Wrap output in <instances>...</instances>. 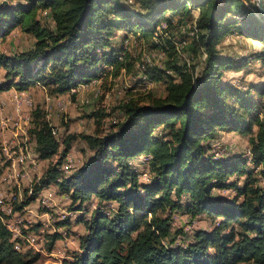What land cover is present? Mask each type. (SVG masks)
I'll use <instances>...</instances> for the list:
<instances>
[{
	"label": "trees",
	"instance_id": "trees-1",
	"mask_svg": "<svg viewBox=\"0 0 264 264\" xmlns=\"http://www.w3.org/2000/svg\"><path fill=\"white\" fill-rule=\"evenodd\" d=\"M134 2L137 9L124 0L0 4V38L16 27L35 38L27 50L13 56L0 54V67L8 78L0 91L41 83L50 94H62L97 77L103 65L112 66L116 75L125 65L119 60L122 47L110 46L114 32L138 28L151 37L160 21L171 27L166 11L187 16L197 10L196 33L186 48L188 54L205 53L199 70L195 64L179 61L174 52L160 67L146 65L148 80L167 81L165 96H150L145 104L130 101L123 106L124 117L115 123L116 130L103 136L85 135L93 151L91 160L58 182L59 166L70 149L71 137L67 138L59 161L48 166L43 183L22 203L29 204L39 188L51 182L68 192L73 204L78 202L76 211H82L83 202L92 196L99 200L91 219L84 222L87 231L79 238L78 252L64 264H264V186L247 173L248 160L243 155L215 158L204 144L219 129L250 135V162L261 167L264 181V120L258 114L241 112L255 109L260 101L220 82L222 69L239 68L242 63L217 50L218 43L232 33L264 42L263 18L255 5L256 12L241 0ZM38 9L50 13L52 28L37 19ZM257 58L264 60V50ZM256 91L262 96L264 87ZM34 122L38 158L49 160L59 143L47 120ZM163 128L167 136L152 135L156 129L162 134ZM144 154L150 156L147 164L154 174L147 182L139 180V172L128 161ZM244 173L241 186L229 179ZM235 186L236 198L229 203L212 196L215 188ZM182 196L187 197L184 204ZM166 207L191 217L207 213L220 220L211 231H198L192 242L171 247L165 243L170 216L159 213ZM57 237V233L51 236L48 250ZM24 257L13 249L10 234L0 222V264H26Z\"/></svg>",
	"mask_w": 264,
	"mask_h": 264
},
{
	"label": "rangeland",
	"instance_id": "rangeland-1",
	"mask_svg": "<svg viewBox=\"0 0 264 264\" xmlns=\"http://www.w3.org/2000/svg\"><path fill=\"white\" fill-rule=\"evenodd\" d=\"M127 4H130L133 9H137L135 0H124ZM219 1V0H218ZM246 4L247 7L254 9L256 6V0H241ZM5 2L15 6L17 4L27 5L31 3V0H0V4ZM48 12V11H47ZM197 10H192L190 15H183L181 11L172 13L171 11L165 12V17L171 21V27H168L165 21H160L155 27L154 33L151 37H146L142 32L137 30L130 31H115L114 35L110 39V46L119 49L120 51L119 60L124 63L116 75H114V69L110 65H103L102 78L98 85L94 86L99 88L100 93L97 97H93L95 88L81 91L76 97L75 96H61L63 99H67L70 102L67 106L58 111L56 105H53L54 113L48 118L45 116L44 107L51 99L54 94L51 95L47 88L44 86V93L39 90L29 91L32 93L33 105L26 112L30 113L31 120H48L51 125L57 129L56 140L59 143V148L56 154H54L49 160L43 161L37 158L38 165L37 169L30 174V180L22 182L21 186V197L14 204L16 209L22 210L23 201L28 198L32 189L39 187L43 183L45 172L51 164L55 165L59 161L61 152L64 149V141L70 138V149L67 152V156L72 159V170L69 173L63 174L69 176L73 174L83 164L88 163L92 156L93 151L88 146L85 135H98L103 136L116 130L118 125L113 123V118L117 116L118 110H123L124 104L133 101L138 104H145L149 101L150 96L163 97L166 93L167 81L161 80L159 82H152L148 85L141 78L140 68L143 62L147 58V66L153 68V66H162L164 62L170 58L169 53L174 52L178 56L179 61H185V58L189 59V64H195L196 70L200 69V66L204 62L205 53L188 54L187 44L189 43L190 30L194 26L195 17ZM229 16V15H228ZM239 17V15H236ZM171 17V18H169ZM37 19L43 25L53 27L50 13H45L44 10L38 9ZM165 27H164V26ZM123 38V36H125ZM126 39V42H124ZM186 40V44L181 46V42ZM35 38L33 35L23 31L21 28L16 27L10 31L7 35L0 38V54L13 56L21 51L27 50L32 47ZM164 50L165 55L163 58L158 56H151L153 52ZM219 55L229 57L235 60L238 64L242 63L239 68H231L229 70L222 69L220 82L224 84H230L248 92V98H255L260 102L255 106L256 108L245 112L246 116L250 114H258L264 120V94L260 96L256 91L257 87H264V60L257 58L259 52L264 50V42L257 41L251 38L232 33L224 37L217 45ZM93 79V78H92ZM8 78L5 77V69L0 67V85L7 82ZM41 83H35L38 85ZM11 89L14 87H10ZM9 88V89H10ZM42 88V90H43ZM3 92V91H2ZM0 93L1 100L7 101L9 93ZM83 97V99L81 98ZM78 99V100H77ZM88 102H81L79 100H86ZM66 100V101H67ZM231 102V100H230ZM232 103V102H231ZM74 110L75 117H71L70 113ZM15 111L11 106L4 105L2 110V116H12ZM54 116V119H53ZM2 117V118H3ZM123 119H121L122 121ZM120 121V122H121ZM32 123L29 127L28 142L26 144L28 151L31 154L34 152L35 138L31 134ZM162 128V127H160ZM253 134L256 132V126L253 127ZM162 134H159V129L153 130V136L164 135L167 136V129H161ZM26 134V135H27ZM8 137L11 136L9 132L6 134ZM21 135L17 136L21 138ZM250 135H244L238 131L216 130L213 137L209 138L204 142L205 145H209V154H212L214 145H217V151L223 154L222 157H236L242 156L247 148H249ZM24 138H21V140ZM27 141V140H26ZM1 143V137H0ZM2 147L0 146V149ZM32 149V150H30ZM2 150V149H1ZM0 150V174L2 172L1 167L5 164H9L11 159H7V155L3 154ZM13 149L8 150L9 154L12 153ZM143 155H137L131 159H128L129 164L136 169L138 172L145 171L148 174L147 182L153 177V172L147 163L141 162ZM66 157V156H65ZM137 158V159H136ZM65 159V158H64ZM63 159V160H64ZM62 160V161H63ZM110 164V163H109ZM245 169L254 177H256L259 186H264V181L259 175L261 167H254L251 162H248ZM244 174H234L229 179L233 184L241 186L245 179ZM41 182V183H40ZM40 183V184H39ZM43 189H47L46 194L49 193V202L43 203L41 201V194ZM236 186L225 189H213L212 196L219 199L222 202L229 203L236 198ZM172 198L175 197V193L171 191ZM98 199L92 196L89 200H86L82 204V211H77L75 208L78 206V202L72 203L70 195L65 190L61 189L58 183L51 182L48 185L39 188V192L35 195L29 203V207L32 210L29 214L25 215L27 218L24 221L28 228L24 229L25 234H40L42 237V244L40 246L27 247V243L24 242V250L21 252L25 254L24 259L28 260L26 264H64V261H68L72 258L75 252L79 250V238L81 235L86 233L85 221L91 219V215L95 213V208L98 207ZM181 202L184 204L187 202V197L182 196ZM159 213L170 216V234L165 239L167 245L171 247L186 245L195 239V235L198 231H211L219 218H215L207 213H201L195 217H191L183 210L169 209L166 207L164 211ZM82 218V221H79ZM30 220L31 223H28ZM67 220V225H62V222ZM41 228V229H40ZM62 228V229H61ZM55 230V231H54ZM61 232V235L59 234ZM57 233L58 237L54 241L52 249L48 250V244L51 241V236ZM209 252L213 253V248H209ZM237 264H256L252 261L239 262Z\"/></svg>",
	"mask_w": 264,
	"mask_h": 264
},
{
	"label": "built area",
	"instance_id": "built-area-1",
	"mask_svg": "<svg viewBox=\"0 0 264 264\" xmlns=\"http://www.w3.org/2000/svg\"><path fill=\"white\" fill-rule=\"evenodd\" d=\"M195 33H196V28L194 24L192 30H190V35H189L190 38L194 36ZM124 42H126V39ZM186 43H187L186 40H183L181 42V46L185 45ZM155 55L158 56L159 58H163V56L165 55V51L159 50L151 54V56H155ZM148 60L150 59L147 58V61ZM147 61L145 60L141 65L140 73H141V78L148 85H151L152 81L148 80L145 74ZM185 62L189 63V59L185 58ZM101 75L102 73H100L97 77L89 81H84L75 86H72L68 91H66L68 93V96L76 97L81 91L88 90L90 86H92V88H95L94 86L98 85L99 81L102 78ZM41 87L44 86L42 85ZM2 91H0V93L1 92L3 94L9 93L8 94L9 96H7V101L4 102L0 98V137H1L0 146L2 147L1 149L5 152H3L1 149L0 150L1 152H3L4 155L5 154L7 155L8 157L7 159H11V162L1 167L2 172L0 174V222L10 234V242L12 243L13 249L18 252H22L25 249L24 246L22 245L24 242L27 243V247H34V248L42 244V237L40 235L41 232L40 234L24 233V229L28 228L27 224L24 222L27 219L25 215L29 214V219H30V215H31L30 213H32L29 204L24 205L22 207V210L16 209L14 207V204L21 197L22 182L27 179L30 180L31 172L35 171L38 167V165L36 164V162L38 161L37 151H36V140L34 139L35 147L33 154L30 155L28 148L26 146L29 139L26 131H29V127L32 123V128L30 132L33 135L32 130L35 127V122L31 120L30 113L26 112V110L30 109L31 106L33 105V97H32V93H30L26 88L18 89L14 87L12 89L10 88ZM99 93H100L99 88L98 87L95 88L93 92V97H97ZM54 95L55 96H52L51 99H48V102L45 104L44 107L45 116L48 118L54 113V108H53L54 104L56 105L57 110L61 111L70 102L67 99L61 98V96H58L56 94ZM81 98L83 99V97ZM79 101L88 102V99L79 100ZM4 105L11 106L15 111V114H13L12 116L3 117L2 110L4 109ZM123 117H124V111L118 110L117 116L113 118V123H119L121 119H123ZM49 125L51 127L52 135L56 138V135L58 133L57 129H55L50 122ZM7 132L11 134L10 137L6 135ZM20 133L23 134L21 135V138H24L22 140L20 137L17 136ZM214 147L215 149H213V152H211L213 153V156L215 158L222 157L223 156L222 152L220 154L219 151L216 150L217 145H214ZM10 149H13V151L12 153L9 154L8 150ZM243 156L247 158L248 162L251 161V153L249 148L245 150ZM141 158L143 159L141 160V162L147 163L150 159V156L144 154ZM59 169L61 172V176L57 179L58 182H60L64 177H66L63 174L71 172L72 170L71 157L66 155L65 159L60 164ZM138 177L139 180L144 181L148 179V174L145 171H141L139 172ZM43 190H44L43 194H41V201L43 203L49 202L50 199L49 193L48 194L45 193L47 189H43ZM27 221L28 223H31L30 220ZM59 234L61 235L60 231Z\"/></svg>",
	"mask_w": 264,
	"mask_h": 264
},
{
	"label": "crops",
	"instance_id": "crops-1",
	"mask_svg": "<svg viewBox=\"0 0 264 264\" xmlns=\"http://www.w3.org/2000/svg\"><path fill=\"white\" fill-rule=\"evenodd\" d=\"M117 31H121V30H117ZM42 88H43V87H38V86H36V85H31V86L27 87L26 89H28V91H31V90H33V91H37V90H39L40 93H41V92L44 93L45 90H44V88H43V90H42ZM51 95H53V94H51ZM56 95H58V96H66V95H68V93L65 92V93H62V94H56ZM76 114H77V113H75L74 110H72L71 113H70L71 117H75ZM53 119H54V116H53ZM43 161H46V160H43ZM76 212H77V211H76Z\"/></svg>",
	"mask_w": 264,
	"mask_h": 264
},
{
	"label": "water",
	"instance_id": "water-1",
	"mask_svg": "<svg viewBox=\"0 0 264 264\" xmlns=\"http://www.w3.org/2000/svg\"><path fill=\"white\" fill-rule=\"evenodd\" d=\"M256 7L264 21V0H256Z\"/></svg>",
	"mask_w": 264,
	"mask_h": 264
},
{
	"label": "bare ground",
	"instance_id": "bare-ground-1",
	"mask_svg": "<svg viewBox=\"0 0 264 264\" xmlns=\"http://www.w3.org/2000/svg\"><path fill=\"white\" fill-rule=\"evenodd\" d=\"M143 80V79H142Z\"/></svg>",
	"mask_w": 264,
	"mask_h": 264
}]
</instances>
